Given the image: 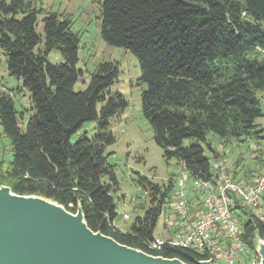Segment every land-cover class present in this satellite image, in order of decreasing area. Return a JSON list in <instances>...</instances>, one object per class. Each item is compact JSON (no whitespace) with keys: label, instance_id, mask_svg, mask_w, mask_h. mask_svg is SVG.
Masks as SVG:
<instances>
[{"label":"trees","instance_id":"obj_1","mask_svg":"<svg viewBox=\"0 0 264 264\" xmlns=\"http://www.w3.org/2000/svg\"><path fill=\"white\" fill-rule=\"evenodd\" d=\"M41 13L43 33L37 30ZM101 15L104 40L139 60L146 83L142 110L167 161L207 179L215 159L228 154L224 148L264 145L258 121L264 117V0H103ZM72 28L69 15L44 12L28 0H0V52L10 73L23 79L35 111L22 130L12 93L0 92V125L11 140L9 167L0 161V186L52 199L72 212L81 207L91 229L147 253L190 264L206 259L180 246L149 247L175 187L172 177L168 185H152L150 206L138 204L144 214L127 230L117 226L118 182L106 149L117 139L111 119L128 101L105 94L119 75L111 62L97 66L85 90H74L82 70L81 39ZM53 49L64 62L47 59ZM90 121L96 122L95 136L84 133L72 142ZM237 208L247 215L243 236L255 249L264 221Z\"/></svg>","mask_w":264,"mask_h":264},{"label":"rangeland","instance_id":"obj_2","mask_svg":"<svg viewBox=\"0 0 264 264\" xmlns=\"http://www.w3.org/2000/svg\"><path fill=\"white\" fill-rule=\"evenodd\" d=\"M28 1H32L37 8H43L44 12H55L61 17L69 15L72 18V29L81 39L77 67L82 70L74 90L82 91L87 88L92 73L100 63L111 62L118 66L119 75L116 81L106 89L105 94L107 97L117 93L124 95L128 106L122 113L111 119V130L117 139L114 144L107 146L106 153L108 162L114 167L118 182L117 189L114 191L117 205L116 224L125 231L137 216L144 214V210L138 208V204L142 203L147 208L150 206L153 184L168 185L171 177L176 183L181 174L188 175V173L177 164L176 160L167 161L163 156V149L155 141L154 128L142 110V93L146 83L141 80L142 73L138 58L127 49L107 43L102 36L101 2L103 0ZM44 16L45 13L39 14L37 30L41 33L44 32L42 21ZM42 45L43 42L40 47ZM47 59L52 63L64 62L60 51L56 49L47 55ZM2 91L12 93L19 111V125L22 130H25L29 118L35 112L31 94L25 87L23 79L10 73L6 57L0 52V92ZM262 97L264 104V95ZM102 103L98 104V109ZM258 121L264 126V117ZM96 126L95 121L86 123L72 136V142L77 141L84 133L92 138L96 134ZM211 141L215 148L222 150L215 139ZM189 142L187 141V144ZM224 149L228 154L223 157L231 160L232 170L237 169L236 181L244 184L253 181L255 173L264 174V162L260 161L264 158V145L253 144L246 147L236 144ZM220 153L223 152L220 151ZM206 154H210L208 149ZM1 160L4 169H7L11 160V140L2 133L0 125ZM103 180L110 182L107 175L103 177ZM188 182L191 183V181ZM167 206L166 203L165 210H169ZM125 213L130 216L127 220L123 218ZM164 221L165 216L161 214L155 229L157 237L167 238L170 235L164 228Z\"/></svg>","mask_w":264,"mask_h":264},{"label":"built area","instance_id":"obj_3","mask_svg":"<svg viewBox=\"0 0 264 264\" xmlns=\"http://www.w3.org/2000/svg\"><path fill=\"white\" fill-rule=\"evenodd\" d=\"M244 184L235 180L231 160L223 156L215 159L207 179L181 174L168 200L169 210L161 212L170 235L156 236L149 247L169 244L193 249L207 255L204 260L210 264H260L256 248L260 237L253 249L243 236L247 215L237 205L264 221V174H255ZM123 218L130 216L125 213Z\"/></svg>","mask_w":264,"mask_h":264},{"label":"water","instance_id":"obj_4","mask_svg":"<svg viewBox=\"0 0 264 264\" xmlns=\"http://www.w3.org/2000/svg\"><path fill=\"white\" fill-rule=\"evenodd\" d=\"M48 200L0 186V264H190L122 244L91 229L81 207ZM257 251L264 264V238Z\"/></svg>","mask_w":264,"mask_h":264},{"label":"bare ground","instance_id":"obj_5","mask_svg":"<svg viewBox=\"0 0 264 264\" xmlns=\"http://www.w3.org/2000/svg\"><path fill=\"white\" fill-rule=\"evenodd\" d=\"M5 189V188H4ZM49 202H51V203H55L54 201H51V200H48ZM56 204V203H55Z\"/></svg>","mask_w":264,"mask_h":264}]
</instances>
